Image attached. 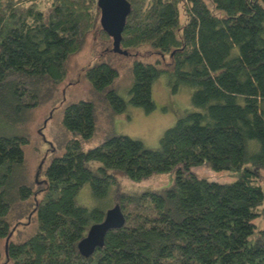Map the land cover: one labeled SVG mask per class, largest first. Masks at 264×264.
Instances as JSON below:
<instances>
[{"label": "trees", "instance_id": "16d2710c", "mask_svg": "<svg viewBox=\"0 0 264 264\" xmlns=\"http://www.w3.org/2000/svg\"><path fill=\"white\" fill-rule=\"evenodd\" d=\"M43 1L0 0V264H264V0H126L119 53L147 45L162 59L133 60L126 98L114 68H86L92 100L55 108L63 153L36 178L25 151L33 113L55 101L96 28L113 45L97 0ZM162 76L191 92L190 109L156 149L100 126L128 107L153 112ZM198 167L235 180L196 177ZM165 173L175 178L162 192L118 183ZM85 186L98 206L78 204ZM108 205L125 223L85 258L77 244Z\"/></svg>", "mask_w": 264, "mask_h": 264}, {"label": "rangeland", "instance_id": "374dc122", "mask_svg": "<svg viewBox=\"0 0 264 264\" xmlns=\"http://www.w3.org/2000/svg\"><path fill=\"white\" fill-rule=\"evenodd\" d=\"M45 1L47 0H44L41 5L42 9L45 7ZM181 21L183 22V17ZM161 59L156 51L147 45L131 51V56L119 53L113 49L112 43L107 46L100 42L99 29L96 28L88 36L84 51L70 57L67 64V79L60 86L55 101L49 106H42L32 115L29 124L30 144L25 149L30 173L36 178H42L43 171L50 160L63 153L64 137L60 134L62 130L55 112L58 104L92 100L90 86L83 77L86 68L99 63L110 65L118 72V78L115 82L118 93L126 98L132 84L129 75L133 60L153 64ZM190 96L191 92L187 89H179L173 93L167 84V78L162 76L154 82L152 87V100L155 104L153 112L146 114L139 108L128 107L123 115L114 117L113 124H106L104 121L99 124L103 128L110 127L113 133L140 140L144 146L156 149L163 133L175 125L185 110L190 109ZM51 113L53 115L49 116ZM97 144V139H92L83 146L91 148ZM191 173L196 177L221 184L231 183L235 180L228 171L213 172L205 167L195 168ZM174 178V173H165L155 174L136 182L120 178L118 183L123 187L124 193L139 196L143 193L162 192L169 189ZM41 195V192L38 193V198ZM77 201L81 206L88 208L98 206L93 204L94 201L87 186L80 191ZM111 207V205L104 206V212ZM261 226L263 227L264 224Z\"/></svg>", "mask_w": 264, "mask_h": 264}, {"label": "water", "instance_id": "95a60500", "mask_svg": "<svg viewBox=\"0 0 264 264\" xmlns=\"http://www.w3.org/2000/svg\"><path fill=\"white\" fill-rule=\"evenodd\" d=\"M100 12V26L112 38L113 49L121 52L119 45L125 19L130 13V6L126 0H97ZM125 53V52H123ZM125 218L119 205H115L105 212L101 223L91 225L86 235L78 242L77 250L81 256L89 257L96 248L103 245L106 234L111 230L121 228Z\"/></svg>", "mask_w": 264, "mask_h": 264}]
</instances>
